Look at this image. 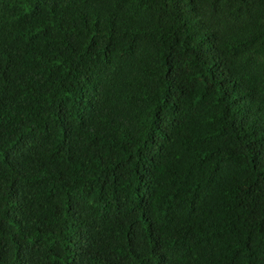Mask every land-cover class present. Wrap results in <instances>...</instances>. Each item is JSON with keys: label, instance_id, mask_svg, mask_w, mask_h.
Wrapping results in <instances>:
<instances>
[{"label": "trees", "instance_id": "16d2710c", "mask_svg": "<svg viewBox=\"0 0 264 264\" xmlns=\"http://www.w3.org/2000/svg\"><path fill=\"white\" fill-rule=\"evenodd\" d=\"M0 264H264V0H0Z\"/></svg>", "mask_w": 264, "mask_h": 264}]
</instances>
